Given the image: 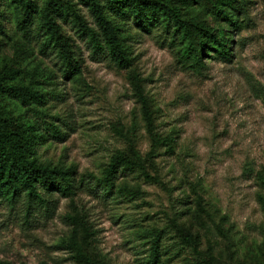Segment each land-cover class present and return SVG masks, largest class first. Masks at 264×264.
<instances>
[{
    "label": "rangeland",
    "instance_id": "374dc122",
    "mask_svg": "<svg viewBox=\"0 0 264 264\" xmlns=\"http://www.w3.org/2000/svg\"><path fill=\"white\" fill-rule=\"evenodd\" d=\"M69 1L92 26L88 8ZM237 1L243 8L237 28L214 13L206 15L228 44L230 57L224 60L205 50L200 71L186 63L183 37L165 25L147 33L127 10L122 18L112 17L165 140V145H155L129 70L95 59L86 39L65 23L82 72L64 80L52 50L43 48L44 37H22L23 11L17 0H0V69L11 70L9 85L39 91L43 103L36 109L57 118L66 133L62 141L48 133L39 141L40 163L73 167L79 181H102L113 156L130 144L142 156L153 151L154 167L148 172L156 181L136 168L107 197L84 190L75 198L92 225L102 263L151 264V242L159 234L161 264L264 260V0ZM39 3L42 8L44 0ZM41 19L42 14L38 24ZM2 104L27 129L21 102L4 95ZM55 198L53 213L45 207L33 210L28 220L25 205L0 203V261L72 264L60 248L72 234L66 218L69 200ZM175 226L189 230L193 243Z\"/></svg>",
    "mask_w": 264,
    "mask_h": 264
},
{
    "label": "trees",
    "instance_id": "16d2710c",
    "mask_svg": "<svg viewBox=\"0 0 264 264\" xmlns=\"http://www.w3.org/2000/svg\"><path fill=\"white\" fill-rule=\"evenodd\" d=\"M88 8L93 22L88 24L76 5L69 0H17L23 11L19 31L26 40L44 37L43 48L52 50L56 65L64 80H72L82 72V62L77 46L67 36L63 25L71 23L79 36L84 37L95 59H107L117 68L130 71V81L141 103L142 116L152 143L165 145L163 136L157 131L153 122L149 103L139 76L134 72L133 60L121 45L119 27L112 17H124L127 10L134 17L139 29L150 33L153 28L165 25L167 31L182 36L187 52L186 63L196 69L205 67L203 53L205 50L220 53L224 60H229L228 44L206 19L208 13L221 17L231 27L237 28V16L243 14L242 5L237 0H78ZM1 6V4H0ZM109 12V13H108ZM42 14L38 24L36 19ZM227 42V41H226ZM11 70L0 69V104L3 96H13L25 109L27 129L13 117L4 104L0 105V203L13 208L25 205L26 219L33 210L44 209L54 212L57 198L69 200V221L72 234L61 244L70 255L72 264H104L100 261L96 239L90 221L80 211L75 198L81 191L107 197L116 189L121 177L136 168L144 170L147 179L156 181L148 172L153 169L152 152L145 156L129 145L126 151L116 153L101 181L92 177L78 180L73 167H50L40 163L37 157L39 141L48 133L52 139L64 140L66 133L55 123L57 118L44 115L36 109L43 103V95L29 87L11 86ZM51 118L52 121L46 120ZM158 182V180H157ZM177 233L187 242L193 243L190 231L183 226H175ZM162 235H157L151 242V264H161ZM0 264H7L0 261ZM264 264V260L260 263Z\"/></svg>",
    "mask_w": 264,
    "mask_h": 264
}]
</instances>
